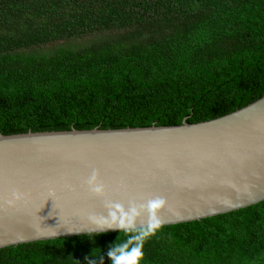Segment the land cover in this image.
I'll use <instances>...</instances> for the list:
<instances>
[{
    "label": "trees",
    "instance_id": "obj_1",
    "mask_svg": "<svg viewBox=\"0 0 264 264\" xmlns=\"http://www.w3.org/2000/svg\"><path fill=\"white\" fill-rule=\"evenodd\" d=\"M262 95L264 0H0V134L193 123ZM118 237L12 249L0 264H111ZM143 251L141 264H264V200L162 225Z\"/></svg>",
    "mask_w": 264,
    "mask_h": 264
},
{
    "label": "water",
    "instance_id": "obj_2",
    "mask_svg": "<svg viewBox=\"0 0 264 264\" xmlns=\"http://www.w3.org/2000/svg\"><path fill=\"white\" fill-rule=\"evenodd\" d=\"M93 170L103 197L85 183ZM13 190L25 202L0 207V253L98 233L87 217L106 216V200L127 208L161 197L162 225L255 204L264 200V95L193 123L0 134V205Z\"/></svg>",
    "mask_w": 264,
    "mask_h": 264
},
{
    "label": "clouds",
    "instance_id": "obj_3",
    "mask_svg": "<svg viewBox=\"0 0 264 264\" xmlns=\"http://www.w3.org/2000/svg\"><path fill=\"white\" fill-rule=\"evenodd\" d=\"M85 183L91 195L105 196V185L99 179L98 170H93ZM22 202H25V194L19 190H13L0 207L6 205L8 208H15ZM165 206L166 200L161 197L149 199L147 203L141 204L130 201L127 208L121 203L106 200L104 202L106 216L104 214L88 215V221L95 226L99 233L111 230L119 231L126 236L123 242H118L119 236L116 242L110 246L107 256L111 264H141L145 255L143 251L145 243L162 228L159 213ZM145 217L147 222L141 224V220ZM88 264H95V261H88Z\"/></svg>",
    "mask_w": 264,
    "mask_h": 264
},
{
    "label": "rangeland",
    "instance_id": "obj_4",
    "mask_svg": "<svg viewBox=\"0 0 264 264\" xmlns=\"http://www.w3.org/2000/svg\"><path fill=\"white\" fill-rule=\"evenodd\" d=\"M103 35H101V37H108L107 35H110L111 33L109 32H105V33H101ZM89 37H92V36H82V37H79V38H76V42L77 43H84L86 40L89 39Z\"/></svg>",
    "mask_w": 264,
    "mask_h": 264
}]
</instances>
